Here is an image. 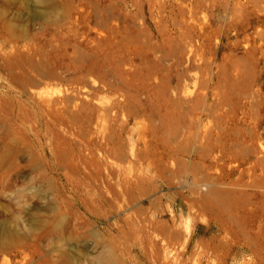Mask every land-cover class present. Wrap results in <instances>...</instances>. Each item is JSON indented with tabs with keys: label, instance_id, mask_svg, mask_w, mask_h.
Masks as SVG:
<instances>
[{
	"label": "rangeland",
	"instance_id": "374dc122",
	"mask_svg": "<svg viewBox=\"0 0 264 264\" xmlns=\"http://www.w3.org/2000/svg\"><path fill=\"white\" fill-rule=\"evenodd\" d=\"M232 149L264 169V0H0V264H264L260 194L190 200Z\"/></svg>",
	"mask_w": 264,
	"mask_h": 264
},
{
	"label": "bare ground",
	"instance_id": "6f19581e",
	"mask_svg": "<svg viewBox=\"0 0 264 264\" xmlns=\"http://www.w3.org/2000/svg\"><path fill=\"white\" fill-rule=\"evenodd\" d=\"M228 156L230 164L220 172H212L207 169L206 165L203 169H200V178L207 181L206 190L198 192L190 200L198 206L200 211L209 212L220 221L221 226H228L231 231L233 217L239 215L243 210L253 207V202L250 200L252 196L260 194L264 199V190L260 189L264 188V169L258 175L253 169V163L247 167H241L240 156L236 153V150H229ZM235 172H238V174L231 177ZM96 174L98 175V173ZM87 176L80 175L76 181L74 180L75 182L72 181L74 178H67V180L71 182L73 188L79 187L78 184H82L86 191L97 193L98 188L96 185H92L91 181L86 178ZM245 176H248V178H245ZM195 180L197 181L198 177ZM195 180L193 179L192 183ZM191 190L195 192L192 185Z\"/></svg>",
	"mask_w": 264,
	"mask_h": 264
}]
</instances>
